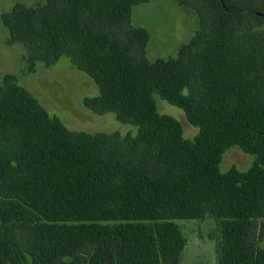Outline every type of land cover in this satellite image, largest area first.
<instances>
[{
    "label": "trees",
    "instance_id": "obj_1",
    "mask_svg": "<svg viewBox=\"0 0 264 264\" xmlns=\"http://www.w3.org/2000/svg\"><path fill=\"white\" fill-rule=\"evenodd\" d=\"M150 0L18 2L1 15L30 73L66 56L99 87L85 98L135 134L70 130L16 77L0 85V264H180L178 220L212 217L217 264H264V0H175L199 28L148 58L132 22ZM198 128L158 111L155 96ZM255 156L223 173L224 154Z\"/></svg>",
    "mask_w": 264,
    "mask_h": 264
},
{
    "label": "rangeland",
    "instance_id": "obj_2",
    "mask_svg": "<svg viewBox=\"0 0 264 264\" xmlns=\"http://www.w3.org/2000/svg\"><path fill=\"white\" fill-rule=\"evenodd\" d=\"M43 0H0V85L5 76L16 77L18 83L32 93L53 117H58L70 130L96 133L135 134L137 128L119 122L114 113L96 115L84 106L85 98L99 95V87L86 74L77 70L69 58L63 56L57 64L47 67L39 63L36 72L30 73L25 60L26 51L20 44L9 45V33L1 15L18 3L34 6ZM132 22L150 34L147 54L150 61L176 57L179 49L188 44L199 28L198 17L187 12L175 0H150L133 8ZM158 111L177 119L183 126L184 137L193 140L199 133L184 111L155 96ZM255 156L244 153L239 147L228 150L221 163L223 173L236 167L247 171ZM187 240L180 264H217L216 237H212L216 221L207 217L199 220H178Z\"/></svg>",
    "mask_w": 264,
    "mask_h": 264
}]
</instances>
